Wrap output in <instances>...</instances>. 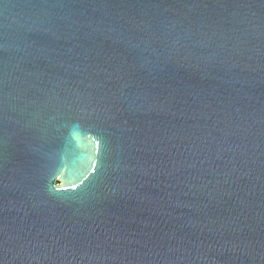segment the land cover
I'll list each match as a JSON object with an SVG mask.
<instances>
[{
    "label": "water",
    "instance_id": "obj_1",
    "mask_svg": "<svg viewBox=\"0 0 264 264\" xmlns=\"http://www.w3.org/2000/svg\"><path fill=\"white\" fill-rule=\"evenodd\" d=\"M0 264H264V0H0Z\"/></svg>",
    "mask_w": 264,
    "mask_h": 264
},
{
    "label": "clouds",
    "instance_id": "obj_2",
    "mask_svg": "<svg viewBox=\"0 0 264 264\" xmlns=\"http://www.w3.org/2000/svg\"><path fill=\"white\" fill-rule=\"evenodd\" d=\"M57 191H64L63 189H57Z\"/></svg>",
    "mask_w": 264,
    "mask_h": 264
},
{
    "label": "snow or ice",
    "instance_id": "obj_3",
    "mask_svg": "<svg viewBox=\"0 0 264 264\" xmlns=\"http://www.w3.org/2000/svg\"><path fill=\"white\" fill-rule=\"evenodd\" d=\"M73 187H75V185H73Z\"/></svg>",
    "mask_w": 264,
    "mask_h": 264
}]
</instances>
